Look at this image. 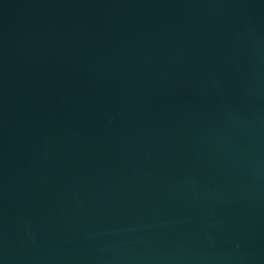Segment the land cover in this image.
Segmentation results:
<instances>
[{
	"label": "water",
	"instance_id": "water-1",
	"mask_svg": "<svg viewBox=\"0 0 264 264\" xmlns=\"http://www.w3.org/2000/svg\"><path fill=\"white\" fill-rule=\"evenodd\" d=\"M0 264H264V0H0Z\"/></svg>",
	"mask_w": 264,
	"mask_h": 264
}]
</instances>
